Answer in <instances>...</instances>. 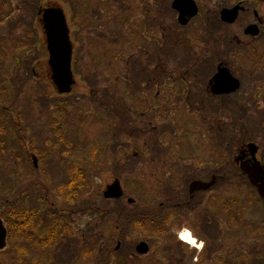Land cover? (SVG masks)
Instances as JSON below:
<instances>
[{"label": "rangeland", "instance_id": "rangeland-1", "mask_svg": "<svg viewBox=\"0 0 264 264\" xmlns=\"http://www.w3.org/2000/svg\"><path fill=\"white\" fill-rule=\"evenodd\" d=\"M12 1L9 21L3 23L0 19V119L9 125L4 146L0 147V218L7 225V219L16 221L14 217L20 211H39L47 217L56 209L60 210L56 215L66 230H62L50 249L40 252L37 242L48 237V225L33 241L26 240L25 234H13L7 226L8 245L0 253V264H176L178 252L168 242L134 226L125 230H117L116 226L123 224L127 216L159 208L166 192L161 185L163 176L177 171L182 157L198 155L205 161L209 156L214 158L209 161L221 166L216 162L222 163L225 156L235 154L234 149L226 147L224 130L229 120L237 127L239 116L219 110L217 105H222V101L213 105L214 114L208 117L169 113V109L160 113L159 108L154 109L153 98H157L158 92L168 91L167 99L177 77L193 76L196 71L197 76L205 75L207 61L202 62L199 70L196 65H181L189 59L202 60L204 47L187 51L183 46L187 34L180 33L173 22L174 0H165L162 15L149 13L158 7L154 0ZM195 1L203 14L199 20L202 32L192 36L193 42L221 43L222 36L209 42L206 23L213 21L227 2ZM58 4L66 11L75 48L73 70L77 84L66 100H59L51 81L46 37L38 17L40 10ZM159 16L165 35L163 28L159 29ZM153 17L157 24L152 23L146 30L149 34L144 33V22ZM155 42L167 47V61H177L158 68L160 57L158 49L153 51ZM18 45L27 46L20 50ZM168 48L176 50L175 56H170ZM208 48L211 57L224 60L236 77L242 75L239 67L245 60L243 56L224 59L222 52H216L213 46ZM213 64L210 70L215 73ZM260 74H247L246 82L253 85ZM200 91L196 87L191 92ZM173 99L174 105H178ZM11 117L18 120L21 132L13 127ZM250 131L260 136L257 126H251ZM233 135V139L241 136L236 130ZM19 138L25 140L26 148ZM206 139L211 141L208 151L201 143ZM80 172L86 189L82 194H74L72 201L69 186ZM116 181L124 191L121 218L112 212L117 207L114 202L103 197ZM128 199L135 200L136 205H129ZM188 230L184 227L181 232ZM34 231L36 234V228ZM142 240L152 246L148 257L136 253ZM177 242L183 245L182 253L189 264L195 263L190 262L193 255L197 257L204 250L203 243L193 247L180 239ZM118 245L119 250L113 253ZM225 253L218 254L216 259L225 257Z\"/></svg>", "mask_w": 264, "mask_h": 264}, {"label": "flooded vegetation", "instance_id": "flooded-vegetation-1", "mask_svg": "<svg viewBox=\"0 0 264 264\" xmlns=\"http://www.w3.org/2000/svg\"><path fill=\"white\" fill-rule=\"evenodd\" d=\"M223 1L227 2L225 6L214 16L213 21L209 20L206 23L207 32L210 33L209 42L212 38L220 36H222V42L207 45L193 42L195 38L193 39L192 36L202 32V24L199 20L203 12L197 1L195 3L198 12L194 16H191L189 11L185 10L182 14L174 9V1L172 2L173 22L180 33L187 34L186 40L182 43L192 41L183 43V46L187 51H193L194 47H204L202 60L189 59L181 62V65L190 67L196 65L199 70L202 62L207 61L204 70L207 72L201 76H197L198 71H196V75L193 76L177 77V81L174 82L175 87L172 86L171 90L167 89L170 90L167 99L165 95L168 91L158 92L157 98L153 99H156L154 109L157 111L159 108L160 113H165L169 109V113L204 117L213 115V105L222 101V105H217L219 110L239 116L237 127L229 120L226 121L224 130L226 147L234 149L235 154L225 156L222 163L216 162V164H222L221 166H215L214 161L208 160L214 158H209V156L204 158L205 161H202L203 157H197L198 155L194 158L182 157L183 162L179 160L178 170L167 172L163 176L164 181L161 185L166 187V192L159 208L155 211L127 216L123 224L116 226L117 230H125L134 226L136 229L145 230L155 238L168 242L172 245L171 248H175L178 252L175 257L176 264H189L182 253L183 245L177 242L184 227L189 228L196 246L197 243H203L204 250L200 251L197 257L195 255L191 257L190 262L195 260L194 264H214V261H221L222 264H264V195L262 194L264 176V55H262L264 53V0ZM154 2L158 7H153L149 13L161 14L166 9V1L154 0ZM140 4L138 3V8ZM148 4L150 5V2ZM233 9H237L235 20H223L222 10ZM43 12L44 9L38 12L41 20ZM159 17V29L163 28L162 35H165V27L161 25L163 24L162 16ZM152 23L157 24L156 17L144 22V33L149 34L147 29H150ZM32 41L35 43L37 38L34 37ZM154 44L156 46L153 51L158 49L160 57L157 61L158 68H164L166 62L177 61L176 59L167 61L165 58L167 47L158 42ZM26 46L18 45V49L21 50ZM210 46H213L216 52H222L224 59L236 55L243 56L245 60L239 67V74L242 75L236 77L224 60L217 59L220 58L218 56L211 57V50L208 48ZM169 51H171L170 56H175L173 54L176 53L175 49L172 48ZM190 57L193 56L190 55ZM212 64L215 73L210 70V67L213 69ZM220 71L225 72L228 81L225 83L222 94H214L212 91L215 85L214 78ZM245 73L262 74H260V79L254 78L253 85H250L246 82L248 75ZM196 87H199L201 91L193 94L191 91ZM242 92L245 94L237 98V95ZM173 97L178 105H174ZM147 105L151 106L150 103ZM173 106L174 108L170 109ZM251 126L252 128L253 126L258 127L260 136L250 131ZM234 130L241 135L239 139H233ZM252 135L257 138L247 139V136ZM203 137L207 138V136ZM209 142L211 141L207 139L201 142L206 151L212 148ZM195 183L200 185L192 188ZM122 199L124 195L120 199L110 200L117 206L112 209V212L119 218L124 215ZM130 205H136V201L134 200ZM140 243H147L149 248V252L140 257H148L152 246L147 241L142 240ZM119 247L120 245L114 247L115 252L119 250ZM223 252H226L225 257L216 259L217 255ZM161 261L165 260L161 259Z\"/></svg>", "mask_w": 264, "mask_h": 264}, {"label": "water", "instance_id": "water-1", "mask_svg": "<svg viewBox=\"0 0 264 264\" xmlns=\"http://www.w3.org/2000/svg\"><path fill=\"white\" fill-rule=\"evenodd\" d=\"M173 6L174 9L180 11L182 14L185 10L187 12L189 11L191 16L196 15L198 12L197 6L193 0H175ZM236 11L237 9L232 11L224 10L222 12V19L225 21L235 20ZM42 22L47 37V47L50 56L49 66L52 70V80L59 94H70L76 82L72 70L74 49L66 15L60 8H49L44 11ZM226 81H228V79L225 72L220 71L214 78L215 85L212 88L214 94H222V92H224ZM34 163L37 165L36 159H34ZM199 185V183H195L192 185V188ZM262 189V194L264 195V176L262 178ZM104 196L106 199L122 198L123 192L120 184L116 182L108 187ZM133 202V200L129 201L130 204ZM7 238V228L3 220L0 219V251L7 247ZM148 251L149 248L146 243H141L137 248L139 254L145 255Z\"/></svg>", "mask_w": 264, "mask_h": 264}, {"label": "trees", "instance_id": "trees-1", "mask_svg": "<svg viewBox=\"0 0 264 264\" xmlns=\"http://www.w3.org/2000/svg\"><path fill=\"white\" fill-rule=\"evenodd\" d=\"M0 7H1V12H0V19L2 21H6L9 19L11 12L13 10V1L12 0H0ZM3 11V13H2ZM67 99V98H66ZM65 100V99H62ZM64 106V104L62 105ZM0 147L4 146V134L8 132V127L9 125L4 122L5 119H0ZM13 127L21 132L20 126L16 123V121L13 122ZM20 141L22 140L19 138ZM23 148H26L27 145L23 143ZM35 169L32 167V172ZM35 172V171H34ZM83 173H79L75 180L71 183L69 186V190L71 192V200L73 201L74 194L79 195L82 194L85 189H86V182H84L83 179ZM35 185H40L39 182L34 183ZM31 187V185H30ZM56 211L60 212V210L53 209L51 211V214L48 213L47 217H43L39 211H30V212H24L20 211L17 216L14 217V220L12 221L7 219V226L11 229V231L14 233H18L19 236L25 234L23 237L26 238L28 241H33V238L35 235H38V233H41V230L45 226H49L51 228L48 232V237L46 239H39L37 244L40 247V252H44L45 250L50 249L55 242L57 241V238L59 234L62 232V230H66V226H64L61 223V220L59 219V215H56ZM106 212V211H105ZM49 218V219H48ZM35 228L37 230L35 234ZM154 228V227H152ZM157 229V228H154ZM16 233V234H17ZM26 236V237H25ZM36 239V236H35Z\"/></svg>", "mask_w": 264, "mask_h": 264}, {"label": "bare ground", "instance_id": "bare-ground-1", "mask_svg": "<svg viewBox=\"0 0 264 264\" xmlns=\"http://www.w3.org/2000/svg\"><path fill=\"white\" fill-rule=\"evenodd\" d=\"M181 240H182L183 242L187 243V244L192 245V246H194V244H195V240H194V239L192 238V236H191L190 234H188V233H185V234L183 235V239L181 238ZM189 241H192V243H190Z\"/></svg>", "mask_w": 264, "mask_h": 264}, {"label": "clouds", "instance_id": "clouds-1", "mask_svg": "<svg viewBox=\"0 0 264 264\" xmlns=\"http://www.w3.org/2000/svg\"><path fill=\"white\" fill-rule=\"evenodd\" d=\"M190 243H192V241H189Z\"/></svg>", "mask_w": 264, "mask_h": 264}, {"label": "snow or ice", "instance_id": "snow-or-ice-1", "mask_svg": "<svg viewBox=\"0 0 264 264\" xmlns=\"http://www.w3.org/2000/svg\"><path fill=\"white\" fill-rule=\"evenodd\" d=\"M183 239V237H181Z\"/></svg>", "mask_w": 264, "mask_h": 264}]
</instances>
